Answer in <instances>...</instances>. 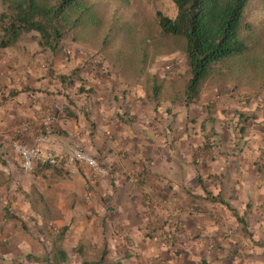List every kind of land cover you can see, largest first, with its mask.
<instances>
[{"label": "crops", "instance_id": "crops-1", "mask_svg": "<svg viewBox=\"0 0 264 264\" xmlns=\"http://www.w3.org/2000/svg\"><path fill=\"white\" fill-rule=\"evenodd\" d=\"M89 82L95 96L72 103L36 83H30L32 91L23 84L8 99L0 95V230L17 240L10 231L14 220H22L12 210L43 208L42 215L48 212L57 225L71 226L70 238L83 248L80 257H93L95 247L101 264H264V246H249L241 233L252 218L255 237L264 240V128L256 127V137L246 132V148L235 151L234 139L225 137L220 125L211 136L202 129L203 120L196 123V136L181 122V131L165 138L150 129L135 95L131 104L113 100L118 86L125 94L134 93L132 88L95 74ZM57 111L50 140L40 151L66 155L81 148L110 169L108 176L85 167L71 176L23 169L14 146H33L43 116ZM190 142L204 161L184 153ZM131 177L138 184H131ZM201 181L242 221L207 200ZM229 230L233 234L227 236Z\"/></svg>", "mask_w": 264, "mask_h": 264}, {"label": "rangeland", "instance_id": "rangeland-1", "mask_svg": "<svg viewBox=\"0 0 264 264\" xmlns=\"http://www.w3.org/2000/svg\"><path fill=\"white\" fill-rule=\"evenodd\" d=\"M2 1L0 0V13L5 10ZM85 5L92 6L91 14L96 16L95 23L88 25L76 36L64 40L59 53L41 49L31 35L24 37L6 52L0 51V95L5 96L4 99L10 98L23 84H26V90L32 91L30 83H36L40 86L39 90L57 96L63 94L72 103L75 97L86 99L95 96L89 82V76L95 74L132 88L134 93L125 94L124 91L118 92V86V95L111 93L113 100L126 105L140 99L137 103L142 109V116H145L144 120L153 132L157 131L165 138H168V134L180 132L181 122L189 128L187 131L191 132L190 137L196 136V123L205 120L207 124L204 131L211 136L212 133L216 134L217 123L220 125L218 130L225 137L234 139L235 151L237 148H246L242 144L246 132H250L247 136L256 137L259 132L256 127L264 128V81L250 78L249 75L239 81H208L197 103L189 109L183 105L179 96L183 95L189 78L186 56L182 46H176L174 41L161 39L157 17L158 12L170 19L176 17L177 9L172 0H85ZM245 24H250L253 33L244 27L240 35L247 40L251 53L257 55L260 64L264 65V1H248L244 14ZM129 58L135 64L126 65ZM142 59L146 60V70L139 75V71L135 72L136 69L133 68H140L142 64L138 65L139 61L136 60ZM83 65H87V68L82 75V85L78 83L75 87H62L49 75L50 69L56 73L69 74L74 68ZM154 76H157V81L163 86L158 105L152 98L153 88L157 83L152 79ZM46 79L48 80L45 82ZM81 87L88 92L79 93ZM134 95L135 100L132 97ZM203 96L207 98L202 100ZM209 105L212 107L209 108ZM60 108L63 111L66 109L65 106ZM47 114L53 113L45 115ZM54 114L58 116L60 111ZM166 143L171 146L173 142ZM195 147L196 144L194 146L190 142L184 148V153H190L195 161H204L205 158L196 155ZM197 150L201 151V148ZM41 169H54L67 174L60 168L38 167L35 171ZM259 201L256 200L257 204H260ZM250 202L252 208L253 203ZM44 210H12L11 214L18 215L22 221L14 220V227L10 231L14 232L12 237L15 236L17 240L9 238L6 232L0 230V264H83L104 259L95 247L92 249L93 257H80L83 248L75 239L70 238L71 226L57 225L49 219L48 212L46 216L42 215ZM253 223L252 218H248L246 228L240 227L241 233L248 237L249 246L260 248L264 246V240H257L255 237L256 225ZM17 231L21 236L17 235ZM232 234L233 230L227 232V236Z\"/></svg>", "mask_w": 264, "mask_h": 264}, {"label": "trees", "instance_id": "trees-1", "mask_svg": "<svg viewBox=\"0 0 264 264\" xmlns=\"http://www.w3.org/2000/svg\"><path fill=\"white\" fill-rule=\"evenodd\" d=\"M172 1L177 15L170 19L158 12L159 36L162 40L174 41L176 46H182L185 53L189 78L183 95L179 97L187 109L199 101L208 81H239L248 75L264 81V65L260 64L257 55L251 53L247 40L240 35L244 27L253 33L250 24L244 25L249 0ZM2 3L5 10L0 13V51L12 48L31 35L41 49L57 54L64 40L76 36L96 20V16L91 14L92 6H86L85 0H3ZM131 58L126 60V65L135 64ZM136 61L142 66L133 69L141 75L146 70V60ZM86 68L87 65L76 67L69 74L56 73L50 69L49 75L62 87H75L78 83L84 84L82 75ZM152 79L158 80L157 76ZM162 90L163 86L157 81L152 94L157 105L161 101ZM87 92L82 87L79 89V93ZM206 124L203 120V131ZM207 148L208 144L203 149ZM202 187L207 200L226 206L241 220L236 210L220 195L215 197L203 184Z\"/></svg>", "mask_w": 264, "mask_h": 264}, {"label": "built area", "instance_id": "built-area-1", "mask_svg": "<svg viewBox=\"0 0 264 264\" xmlns=\"http://www.w3.org/2000/svg\"><path fill=\"white\" fill-rule=\"evenodd\" d=\"M169 70V67H167ZM57 122L56 114H47L43 118L40 133L35 137L34 145L27 147L22 144L14 146L15 153L21 158L22 167L27 172H34L41 168H60L68 175H75L80 168L85 167L101 177L108 176L110 169L103 166L96 158L77 148L66 155L54 152H41L39 147L50 140L54 124ZM129 182L138 184L136 177H131Z\"/></svg>", "mask_w": 264, "mask_h": 264}]
</instances>
